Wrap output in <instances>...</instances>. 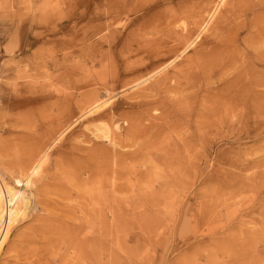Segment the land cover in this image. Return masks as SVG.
<instances>
[{
    "label": "rangeland",
    "instance_id": "obj_1",
    "mask_svg": "<svg viewBox=\"0 0 264 264\" xmlns=\"http://www.w3.org/2000/svg\"><path fill=\"white\" fill-rule=\"evenodd\" d=\"M217 3L0 0V184L24 189L12 206L22 212L0 248V264H87L67 260L63 235L46 232L44 226H59L44 223L48 213L37 192L43 182L71 184L63 175L51 181L45 171L56 174L54 165L72 145L86 147L75 151L83 158L127 150L108 143L123 138L127 123L119 115L137 111L144 90L145 101L156 105L149 120L156 126L182 120L189 129L154 128L142 140L155 141L157 154H142L120 171L116 184L132 185L126 194L136 205L119 218L116 264H264V0H225L210 18ZM94 92L110 101L101 111L106 121L93 122L96 114L79 119L88 106L83 96ZM135 102L133 109L126 105ZM98 123L107 126L108 141L96 138ZM176 133L192 141L184 161L194 158V168L153 161L172 151ZM45 151L34 183L16 184ZM145 192L153 201H136ZM51 199L62 214V206L77 204ZM1 200L8 212L9 201ZM102 241L99 258L108 264L110 241Z\"/></svg>",
    "mask_w": 264,
    "mask_h": 264
},
{
    "label": "bare ground",
    "instance_id": "obj_2",
    "mask_svg": "<svg viewBox=\"0 0 264 264\" xmlns=\"http://www.w3.org/2000/svg\"><path fill=\"white\" fill-rule=\"evenodd\" d=\"M224 1L225 0H218L216 7L214 8L213 12L210 15V18H212L213 14L217 10V7L221 6ZM198 37L199 36L196 37V40H199ZM193 43L194 42H192L190 45H192ZM168 66L160 69L158 72L163 71ZM86 81L88 82V84L93 82L92 79L86 80ZM95 84L96 82L93 85ZM147 91L148 90L143 91L142 95H144V97L142 95L138 97V102L140 103L144 102V104L142 103L141 107H139L137 111H129V112L127 111V113H122L119 115V117L121 118V121H123V123L124 121H126L127 124H125L126 128L124 129V136L122 139L117 138V139H113L112 141H109L108 144H110L113 148L119 147L120 149H123V150L124 149L128 150L131 147L135 148L134 145L136 144V141L138 139L142 140V138H146L148 137V135L150 136L151 135L150 131L153 130L154 128L159 129L160 130L159 132H162L164 129H166V131H172V132H178V130H181L182 128H184L183 130L189 129L188 126H186L184 122H182V120H172L170 122L168 121V123H165V124L164 123H161V125L158 124L159 126H156V124L153 123L154 119H152V121L149 120L151 118V115L149 113L150 111L152 112L154 108H156V105L149 104L153 102L145 101V98H149V96H146ZM164 91H167V90H164ZM83 97L85 98L86 100L85 102H87L88 106L84 107L86 109L82 113V115H80L79 119L84 118L86 116H90L92 114H96L97 116L95 115L96 117L92 119L93 122L106 121L107 117H105V114L102 113L103 112L102 110L108 107V104L110 103V101L109 100L102 101V100L97 99L95 92L94 94L86 93ZM138 102L137 103L135 102V104L133 103L131 105L130 104H126V105H129V108L133 109L135 107H138ZM136 117H139V118H136ZM142 117L144 121H147L149 123V124L147 123L148 124L147 126H144V124L142 123ZM174 118H177V116L173 115V119ZM99 124L100 123L94 124V126L92 125V127L95 130L94 133L98 134L95 136L98 139L107 140L108 139L107 126L105 124H101V125ZM67 130L60 133V135L54 140V142L56 140H59ZM180 133L179 134L176 133L177 140L175 141H177V143L173 145L172 151L165 152L163 156L159 158H154L153 161L155 163L157 162V164L165 165V166L169 164L170 166V164H172L173 162L175 164L176 162L178 163V165L187 164V167L190 166L191 168L192 167L194 168V165H195V163L193 162L195 160L194 158L191 161H188V159L184 161L185 157L191 153V148L193 146L192 141H190L189 139L187 140L183 139L182 138L183 136ZM154 138L155 136L153 135L150 137L151 140ZM154 142H149V141L144 142L142 140V143L140 144L141 146L139 147V149H138V146H137V149L135 148L137 151L134 149V151L124 150L120 152L114 149L115 151L113 150V152L112 151L109 152V149L106 148L105 152H99V153L96 152V154H93V156H90L87 158L80 157V155L75 153L76 150L81 152L86 147L83 149L82 147H74L75 145H72L71 148L68 147L72 150H70L69 152L67 151V153L63 154V156L60 155L59 156L60 162H58L59 164L57 163L56 165H54L55 166L54 169L57 171L56 174L52 176V175H49L45 171V174L48 175L47 178H49L51 181L57 180V178L58 177L60 178L62 175L66 177L65 179L70 178V180L69 179L68 180L71 184L67 183V184H70L68 185V187L66 186V184H64V186L61 188L57 185H54L55 184L54 182L53 184L49 182H45V183L43 182V184L41 185L42 189L39 190V188H41V186H39L38 188L39 192H37L36 190V192L38 193V197L40 198L39 203L41 204L40 206H42L41 208L44 207L43 211L48 213V215L44 219V223L45 221H51V222L53 221V223L55 224L58 222V226H59V228L56 227L55 230L49 229L50 228L49 226H44L45 229H48L46 232L48 234L50 233V234L59 235L60 233V235H63V241L67 244L66 245L67 246L66 255L68 258L67 260H70V262L72 261L76 262L80 259L81 260L87 259L88 260L87 264H104L102 261V258L101 257L99 258V256L101 252L103 253L105 251L103 243H102L103 242L102 238L108 237L110 241V247H108V252L111 253V261H109L108 264H116L114 245H115L116 238H117L116 235L120 231V228L122 225L119 223V218L121 215L127 216L131 214L132 212H134L135 211L134 205H136V202H133V198H131V196H127V194L129 195V193H131L132 185L118 186L116 182L119 180V174H120V171L123 170L122 168L127 167V164H128L126 163L127 161H130V164H134L136 160L142 156V154H144L143 156H145L146 154L150 157L154 154H157L155 151L158 150L156 149L158 148V146H152ZM154 148H155V151H153ZM46 151L39 158L37 157L38 159L36 158L37 160H35L32 163L33 165H29L31 166L29 167V169L26 168L27 172H24V173L21 172L19 174L20 181H23V186H25V189L29 187V181L32 182L31 183L32 185L34 183L33 178L36 177L37 175L39 176L40 173L33 175V172L37 166H39V169H40L39 171H41V167L45 163V160H46ZM130 157H132L133 159L129 160ZM108 159L109 160L112 159V161L114 162L112 164L110 163L108 164L109 162ZM80 161H85L84 164L82 165L83 168H81V165H79ZM166 162L168 164H166ZM104 163H106V166H103ZM89 165H92V168ZM68 169L71 170V174L67 171ZM81 175H85L86 178L81 179L80 178ZM185 180H187V178ZM185 180H182V181H185ZM57 188H59L60 190ZM9 189L6 188L5 186H2V184H0V243L2 244L4 242V239L6 237L8 230L15 223L16 216L17 215L20 216L22 212V210H20L16 214L15 209L12 207L13 205L17 206L19 195H14L13 193L9 192ZM118 192L124 195L127 193L126 197L122 199L117 198L115 195ZM146 192L144 193L145 195L143 198H137L136 201L143 200L144 202H146L150 199L151 200L154 199V197L151 196L150 192L149 193H146ZM22 194H24V191ZM52 196H55L58 199H61L63 201L66 200L70 202L73 201L71 199H75L77 201V204L73 205L71 203L69 204L67 203L68 205L62 206V207H66V210L64 209L65 211L62 214V212L61 213L59 212L60 210L58 211V209L51 208V205H56L57 203L53 201L54 199L53 200L51 199ZM9 197H11V201H12V202H9L10 206L8 208V212L11 217L10 220L6 218V215L8 214V212L4 211V209L1 207V202H2L1 198L7 199L9 201ZM122 203L127 204V207H128L127 210L121 208ZM137 204H139V202ZM25 209L26 207L24 206L23 211H25ZM53 212H54V215L56 214L55 217L57 218L54 217ZM76 214H79V215L76 216ZM108 216L110 217V222L107 223L106 219Z\"/></svg>",
    "mask_w": 264,
    "mask_h": 264
},
{
    "label": "snow or ice",
    "instance_id": "obj_3",
    "mask_svg": "<svg viewBox=\"0 0 264 264\" xmlns=\"http://www.w3.org/2000/svg\"><path fill=\"white\" fill-rule=\"evenodd\" d=\"M39 170H40L39 169V166H37L36 169L33 172V175H36L37 173H39ZM31 183L32 182L29 181V186L31 185ZM16 184L22 185L23 184V181L17 180L16 181ZM23 191H24L23 187H20V188H10L9 189V192L13 193L14 195H19V194L23 193ZM9 202H12L11 201V197H9ZM2 247H3V244L0 243V248H2Z\"/></svg>",
    "mask_w": 264,
    "mask_h": 264
}]
</instances>
